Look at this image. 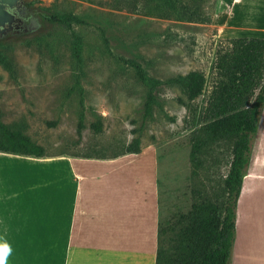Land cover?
Here are the masks:
<instances>
[{
    "label": "rangeland",
    "instance_id": "obj_1",
    "mask_svg": "<svg viewBox=\"0 0 264 264\" xmlns=\"http://www.w3.org/2000/svg\"><path fill=\"white\" fill-rule=\"evenodd\" d=\"M23 1L28 28L0 39L2 125L29 138L46 157L105 158L125 153L130 145L157 150L162 225L200 199L222 198L232 143L203 147L195 174L191 147L201 135L195 132L199 115L217 79L216 51L233 38L264 34V0ZM44 14H69L82 22L53 24ZM124 60H134L161 82L201 73L203 91L189 101L180 87L161 85L152 91L156 104L145 115L149 87ZM256 141L257 135L250 140V159ZM24 162L33 165L0 152V242L17 244L7 264H52L53 253L45 251L52 226L47 230L38 215V204L51 191H27V182L15 179L20 169L15 174L4 168H22ZM257 202L264 204V193ZM253 220L254 236L262 237L251 251L255 264H264V220ZM29 241L34 245L28 249Z\"/></svg>",
    "mask_w": 264,
    "mask_h": 264
},
{
    "label": "crops",
    "instance_id": "obj_2",
    "mask_svg": "<svg viewBox=\"0 0 264 264\" xmlns=\"http://www.w3.org/2000/svg\"><path fill=\"white\" fill-rule=\"evenodd\" d=\"M262 111L264 114V106ZM259 128L236 201L231 264H255L251 248L262 237L254 236L251 228L253 219L264 220V204L257 202L258 195L264 193V120ZM19 157L33 164L29 167L30 163H22L23 175L16 165L4 168L15 174L20 169L15 179L27 182V191H51L49 198L38 204V215L47 230L52 226L48 234L50 249L45 250L53 253L52 264H155L159 225L157 150L141 147L138 153L105 158L69 154ZM25 226L32 229L30 222ZM33 245L29 241L28 249ZM16 246H11L14 253Z\"/></svg>",
    "mask_w": 264,
    "mask_h": 264
},
{
    "label": "trees",
    "instance_id": "obj_3",
    "mask_svg": "<svg viewBox=\"0 0 264 264\" xmlns=\"http://www.w3.org/2000/svg\"><path fill=\"white\" fill-rule=\"evenodd\" d=\"M53 24L70 25L82 20L69 14H44ZM136 76L149 87L143 104L144 114L156 104L152 91L161 85H176L196 99L203 91L205 77L188 73L165 82L149 78L134 60H124ZM216 81L207 106L199 115L201 126L195 132L190 160L193 173L200 165L203 147L219 141L232 143L231 161L224 179L222 198H203L191 205L189 212L171 223L158 225L155 264H229L235 235V207L245 168L250 161V140L258 132L260 111L264 106V38L239 37L219 48L213 66ZM99 131L100 127L95 126ZM79 122L77 132L80 133ZM135 144L138 140L134 139ZM0 152L12 156L41 158L44 151L29 138L9 131L0 123ZM130 145L125 153H138ZM124 154V153H122Z\"/></svg>",
    "mask_w": 264,
    "mask_h": 264
},
{
    "label": "flooded vegetation",
    "instance_id": "obj_4",
    "mask_svg": "<svg viewBox=\"0 0 264 264\" xmlns=\"http://www.w3.org/2000/svg\"><path fill=\"white\" fill-rule=\"evenodd\" d=\"M5 9L11 18L10 25L12 29L8 35H10L11 33L23 32L28 28L30 22L28 17L26 16L24 1H13L11 5L7 6ZM5 26H8V24H6Z\"/></svg>",
    "mask_w": 264,
    "mask_h": 264
},
{
    "label": "water",
    "instance_id": "obj_5",
    "mask_svg": "<svg viewBox=\"0 0 264 264\" xmlns=\"http://www.w3.org/2000/svg\"><path fill=\"white\" fill-rule=\"evenodd\" d=\"M13 1L17 0H0V39L6 37L12 29L10 25L11 18L5 8L10 6ZM6 24H8V26H5Z\"/></svg>",
    "mask_w": 264,
    "mask_h": 264
},
{
    "label": "clouds",
    "instance_id": "obj_6",
    "mask_svg": "<svg viewBox=\"0 0 264 264\" xmlns=\"http://www.w3.org/2000/svg\"><path fill=\"white\" fill-rule=\"evenodd\" d=\"M11 253V246L7 242H0V264H7L8 257Z\"/></svg>",
    "mask_w": 264,
    "mask_h": 264
}]
</instances>
